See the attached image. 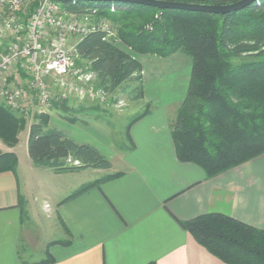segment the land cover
<instances>
[{"label": "trees", "instance_id": "1", "mask_svg": "<svg viewBox=\"0 0 264 264\" xmlns=\"http://www.w3.org/2000/svg\"><path fill=\"white\" fill-rule=\"evenodd\" d=\"M168 1L226 4L238 0ZM60 3L76 14L94 10L95 16L111 22L116 37L137 54L166 57L181 51L190 56L188 87L169 122L179 161L193 162L204 170L206 177H213L264 153V0L226 13L132 2ZM104 35L102 30H95L80 37L75 44V64L94 73L96 86L110 93L124 92L130 100L139 101L142 98L139 60L104 39ZM54 105L69 110L64 101H56ZM147 111L148 108L131 120L126 139L130 124ZM49 120V113L42 111L34 114L28 126L27 150L34 166L56 172L110 167V160L95 146L75 142L62 130L50 126ZM25 123L23 116L0 104V140L4 144L15 145ZM17 162L13 151H0V172L15 171ZM119 174H107L83 184L62 201ZM178 222L198 244L226 264H264L263 228L217 212ZM55 242L69 241L53 240L49 244ZM52 261L47 256L23 264Z\"/></svg>", "mask_w": 264, "mask_h": 264}, {"label": "crops", "instance_id": "2", "mask_svg": "<svg viewBox=\"0 0 264 264\" xmlns=\"http://www.w3.org/2000/svg\"><path fill=\"white\" fill-rule=\"evenodd\" d=\"M157 57L139 59V101L149 106L130 124L126 148L116 149L105 125L97 129L108 153L94 143L98 136L90 142L111 162L95 171L120 172L118 176L62 201L100 177L83 182L81 173L87 168L56 172L34 166L27 150L28 128L22 146L20 138L13 146L0 140V151H13L18 158L15 171L0 172V264L38 262L47 256L53 261L46 264H226L178 220L217 212L264 229V153L213 177L193 162L179 161L169 122L185 96L190 72L182 75V91L159 104L168 75L158 72ZM62 118H54L55 123ZM59 125L71 135L70 126ZM77 128L84 130L83 124ZM53 240L69 242L49 244Z\"/></svg>", "mask_w": 264, "mask_h": 264}, {"label": "built area", "instance_id": "3", "mask_svg": "<svg viewBox=\"0 0 264 264\" xmlns=\"http://www.w3.org/2000/svg\"><path fill=\"white\" fill-rule=\"evenodd\" d=\"M94 13L69 12L55 0H0V100L11 109L25 107L26 101L19 102L29 92L32 102L46 107L54 97L52 89H57L63 96L66 91L108 102L114 93L95 86L94 73L75 64L80 37L95 30H102L106 40L113 34ZM17 71L28 76L27 87L8 84L7 78Z\"/></svg>", "mask_w": 264, "mask_h": 264}, {"label": "rangeland", "instance_id": "4", "mask_svg": "<svg viewBox=\"0 0 264 264\" xmlns=\"http://www.w3.org/2000/svg\"><path fill=\"white\" fill-rule=\"evenodd\" d=\"M95 16V14H94ZM98 18L97 16H95ZM105 20V22L108 25V30L113 33L109 37V42H112L122 49L128 51L131 53L134 57H136L138 60L142 59L143 55L145 54H137L134 52V50L126 45L122 40H120L118 37H114L116 35V29L113 28L111 22L104 18H98ZM77 38H74V36L71 37L72 41H76ZM147 55H155V54H147ZM158 56V55H156ZM158 72H162L163 74H167L168 77L165 78L162 81V89H165V93L161 94L158 98L159 104H163L164 102H167L170 100V96L182 91L184 81L182 79V75L187 74L191 71V59L190 56L187 54L177 51L169 56L161 57L158 56ZM173 76V77H172ZM28 80V76H26L21 71H17L16 75L11 76L10 78H7V82L11 86H23L27 87L26 82ZM92 83L95 84V78H93ZM85 86L84 83H80V85ZM174 84V85H172ZM172 86L174 88H172ZM181 89V90H180ZM178 90V91H177ZM59 90L52 89V93L54 94L53 99L49 101L46 107L38 106L36 103L32 102V95L28 92L26 98L21 100L19 103L22 102V105L26 101L25 107H17L14 109H11L8 107L3 101L0 100V104L5 105L8 107L13 113L23 116L25 119V126L22 128L18 133V139L20 138V145L24 144V135L27 132V128L29 126V123L33 120V116L36 113L40 112H47L51 116L53 122L50 124L52 127H56L60 130H62L68 137L73 139L75 142L76 139H83L82 137H85V140H79L82 142L77 143H89L94 138V136H98L99 139H96L94 143H98L99 146H101L102 150L104 149L105 153H108V147L109 145L106 143V140L102 138V136H99L98 128H102V126H108L110 137L109 141H112V144L115 145L116 149L123 150L127 146V139L125 137V132L128 124L131 122L132 119H134L137 115H139L141 112H143L146 108V104L149 106V102L146 104L142 103V101H132L129 99V97L124 92L117 91V93H114V95H110L108 102L105 103H99L96 100H88L86 98H79L75 96L71 92L65 91V96L60 95ZM56 101H64L67 104L68 110L55 107L54 103ZM30 104V105H29ZM97 108L98 110H94L93 108ZM21 108H25L24 110H21ZM43 108V109H42ZM45 108V109H44ZM48 110V111H47ZM65 117V119H61V123L67 124L71 127V135L66 133V128L59 127L61 123H55L54 118H61ZM75 119V125L72 124V122ZM82 120H85L88 124H84L85 122H81ZM81 122V123H80ZM79 124H83L84 130H81L79 132L78 126ZM66 126V125H65ZM86 134V135H84ZM3 143V142H2ZM4 144V143H3ZM6 145V144H5ZM92 145V144H91ZM101 150V151H102ZM2 152V151H1ZM99 168H91L87 167L86 171L81 173L83 182H86L94 177H102L104 173H101L99 171H95ZM88 183V182H86ZM48 205V204H47ZM48 207V206H47Z\"/></svg>", "mask_w": 264, "mask_h": 264}, {"label": "water", "instance_id": "5", "mask_svg": "<svg viewBox=\"0 0 264 264\" xmlns=\"http://www.w3.org/2000/svg\"><path fill=\"white\" fill-rule=\"evenodd\" d=\"M58 2H64L67 0H55ZM88 1H106V2H132L140 3L148 6H154L158 8H178L194 11H204L209 13H226L231 10H237L244 7L255 0H238L226 4H202V3H186L176 2L168 0H88Z\"/></svg>", "mask_w": 264, "mask_h": 264}]
</instances>
